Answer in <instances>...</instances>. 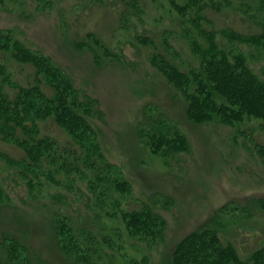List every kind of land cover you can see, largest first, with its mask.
I'll use <instances>...</instances> for the list:
<instances>
[{
	"label": "rangeland",
	"instance_id": "rangeland-1",
	"mask_svg": "<svg viewBox=\"0 0 264 264\" xmlns=\"http://www.w3.org/2000/svg\"><path fill=\"white\" fill-rule=\"evenodd\" d=\"M102 1L127 9L117 31H102L115 57L75 43L76 31L103 17ZM259 6L264 0H0V32L62 70L73 89L69 99L90 114L116 171L97 181L47 167L24 180L0 159V264H173L178 243L207 226L234 242L264 233V159L257 147L264 146V120L190 119L196 82L175 88L133 39L144 30L165 37L176 67L206 79L196 10L233 14ZM224 46L264 84L261 44ZM143 207L162 225H130L129 211ZM87 237L97 254L85 261L76 249Z\"/></svg>",
	"mask_w": 264,
	"mask_h": 264
},
{
	"label": "trees",
	"instance_id": "trees-1",
	"mask_svg": "<svg viewBox=\"0 0 264 264\" xmlns=\"http://www.w3.org/2000/svg\"><path fill=\"white\" fill-rule=\"evenodd\" d=\"M97 5L103 17L93 28L82 33L76 31L75 43L115 57L112 39L105 40L102 31H117L127 9L118 2L102 1ZM209 9L212 8L197 9L192 19L206 42L201 54L206 79L199 73L190 76L176 67L175 55L165 37L144 30L134 35V42L146 48L151 65L175 88L183 89L190 81L196 82L197 95H191L187 107L190 119L204 121L217 115L228 124L245 116L264 120V84L249 72L242 58L231 55L232 51L224 46L226 42H237L264 47V25L259 24V20H264V8L254 7L252 12L244 8L233 14ZM72 90L68 78L50 58L0 32V159L22 179L31 180L47 167L67 176L88 173L97 181L115 176V167L105 156V147L90 114L81 110L73 97L69 99ZM212 91L222 99L221 103L214 101ZM257 147L264 159V146L257 144ZM160 148L162 143L157 144V150ZM117 183L126 185L118 180ZM128 215L130 225L137 229L154 226L152 221L162 225V219L144 207L131 210ZM246 238V242L245 237L234 242L207 226L185 236L173 251L172 261L173 264H264V233ZM86 240L80 244L82 248L76 249L81 254L79 259L85 261L88 254H97L91 238Z\"/></svg>",
	"mask_w": 264,
	"mask_h": 264
}]
</instances>
